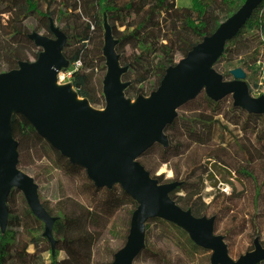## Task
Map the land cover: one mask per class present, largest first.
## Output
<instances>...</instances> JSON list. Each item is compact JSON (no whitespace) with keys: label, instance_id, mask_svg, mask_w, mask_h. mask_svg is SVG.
I'll return each instance as SVG.
<instances>
[{"label":"trees","instance_id":"1","mask_svg":"<svg viewBox=\"0 0 264 264\" xmlns=\"http://www.w3.org/2000/svg\"><path fill=\"white\" fill-rule=\"evenodd\" d=\"M189 1V7L179 8L175 6L174 0H0V36L6 42L16 36H29L33 33L53 37L49 29L51 23L66 36L67 29L75 28L85 18H89L93 25H99L106 21L115 40L114 53L118 61L123 47L130 46L128 44L133 46V53L128 55L133 71H124L120 76V80L126 83L123 89L124 96L129 98L132 96L134 87L137 86L141 92L146 82H149L150 90H156L166 69L174 66L173 55L179 54L181 58H184L205 37H209L215 32L220 21L212 17L210 12L212 7L220 8L225 20L232 16L245 0ZM45 2L53 4L54 9L49 7L48 11L45 10ZM61 23L64 25L62 26ZM20 25L22 26L21 30L19 29ZM263 30L264 0L253 10L236 35L225 42L220 57L213 65L214 71L222 77L223 81L232 80L229 71L235 64H240L250 71L254 68L259 56L264 54V38L261 37ZM29 44L32 49L35 48L32 40ZM8 54L13 57V65L5 67L4 72L17 69L16 63L24 61V57L19 55L15 48L13 51L9 50ZM35 62L31 61L30 64ZM262 70L264 75V60ZM131 76H136V79ZM75 87L80 96L90 98L79 88L77 83ZM230 96L227 95L214 101L205 92H199L195 98L186 101L177 108L178 111L186 108V112L192 115L179 117L177 114L174 120L164 128L167 146L155 143L136 159V162L158 184L176 183L174 189L169 193L170 199L178 207L190 211L197 218L204 217L203 213L195 206L200 191V187L197 186V181L201 177L198 173L199 168H207V165L216 163L231 170L224 163L225 156H222V151L225 149H223L225 143L222 138L228 130L226 124L222 123L224 114L222 104ZM228 111L232 113L237 111L245 115V121L248 122L252 119L258 120L262 125V133L259 132L257 140L264 141L263 115L250 113L235 106L233 100ZM238 128L243 129L241 122H239ZM9 129L13 139L30 135L36 142L33 145H43L46 155L52 159L53 165L64 177L73 179L78 175L83 176L86 186L82 192L89 197V202L92 200V206L88 209L90 214L93 213V209L94 212L95 210H105L107 214H112L118 208L128 204L133 206V211L136 209L135 200L126 194L119 184L112 187L95 186L87 177L84 168L70 163L67 157L62 156L46 139L37 134L31 123L21 113L13 112L10 115ZM216 130L217 134L215 135ZM233 143L237 153H241L243 160L247 161L248 153L242 143L240 144L236 139ZM200 148L207 149V154L199 153ZM150 156L156 157V168L163 164L170 165L173 159L180 162L181 159L189 157L188 172L184 175L173 172L172 178L165 180L163 175L156 176L155 172L148 168L145 159ZM239 163L241 164L243 161L239 160ZM19 165L20 160L17 162V166ZM232 169H234L233 166ZM241 174L252 179L253 201L256 205L260 192L257 180L243 168H241ZM194 177H197V181L193 180ZM19 192L17 191V193ZM15 193L16 189H11L5 201L8 211L7 231L19 230L15 223L21 221L20 217L14 215L12 209ZM41 205L51 216L45 205L43 203ZM27 217L35 226L43 228V230L28 228L27 244L31 250L20 247L15 241L8 239L5 233L0 232V264H97L85 253L86 246L93 245L97 241V236L91 233L85 224L79 225L65 215L57 216L52 226L54 235L52 234L53 243L51 244L43 234V223L31 211L27 213ZM152 221L167 226L170 231L174 230L183 240L185 250L189 251L191 255L194 256L200 251H208V249L195 244L186 231L171 221L152 217L146 220L145 229ZM145 235L146 233H144V238ZM122 246L115 250L111 256H114ZM112 262L113 258L111 257L109 261L102 264H112ZM204 264H208V262ZM256 264H264V260Z\"/></svg>","mask_w":264,"mask_h":264},{"label":"water","instance_id":"2","mask_svg":"<svg viewBox=\"0 0 264 264\" xmlns=\"http://www.w3.org/2000/svg\"><path fill=\"white\" fill-rule=\"evenodd\" d=\"M262 0H245L242 6L222 22L215 32L205 37L177 65L166 70L159 87L148 101L140 100L137 108L124 114L125 84L120 82L124 69L119 68L110 37L105 40L104 56L107 73L103 82L105 117H95L83 110L75 111L64 92L55 93L50 84L56 79L64 47L65 35L50 24L53 39L30 35L34 44L43 48L45 56L37 64L19 62L18 68L0 73V230L4 233L8 219L5 201L11 189L19 190L32 213L44 223V236L53 243L55 218L42 207L37 185L17 168L14 144L11 142L5 106L21 113L38 135L46 139L70 163L85 169L97 187L119 184L137 203L133 211L125 244L114 254L112 264H132L144 246V225L147 219L159 217L184 229L190 239L202 248L212 250L210 264H256L264 260V248L254 250L233 261L222 238L213 233V220L194 217L170 199L176 183L158 184L136 159L158 143L167 146L164 128L177 115V108L193 99L203 89L218 101L227 95L233 104L264 117V101H255L247 94L245 72L229 71L230 81L213 69L225 42L236 35ZM11 113V114H12Z\"/></svg>","mask_w":264,"mask_h":264},{"label":"rangeland","instance_id":"3","mask_svg":"<svg viewBox=\"0 0 264 264\" xmlns=\"http://www.w3.org/2000/svg\"><path fill=\"white\" fill-rule=\"evenodd\" d=\"M174 2L175 6L179 8L190 6L189 0H174ZM44 6H46L45 10L47 11L49 7L54 9V5L50 2H45ZM210 12L213 18L220 21V24L226 20H224V15L217 6L212 7ZM83 20H87L92 26L96 27L90 38L80 30V24ZM83 20L75 28L67 29L66 41L59 53L62 61L58 72H73V76L65 81H60L57 77L51 88L55 93L64 92L69 101H81L83 107L79 110L104 118L106 102L103 94V82L107 73V66L103 50L109 33L111 39L115 40L106 21L99 25H93L89 18ZM61 25L64 24L61 23ZM19 29H22L21 25ZM20 36L14 37L9 42H6L0 36V73H4L5 67L13 65V57L8 54L9 50L13 51V48L19 55L24 57V62L28 64L31 61H36L35 64H37L39 59L45 56L43 48L34 44L35 48L32 49L31 44H29L31 41L30 35ZM261 37L264 38L263 35ZM48 38L53 39V37ZM128 45L130 46H125L121 50L120 60L117 63L119 68L124 69V71H133L128 60L129 53H133V46L132 44ZM89 52L100 62L99 66L102 69V75L99 78L100 95L92 93L87 88V84L91 83L87 71L95 67V62L90 60L88 56ZM182 59L179 54L173 55L174 66ZM263 60L264 54H261L251 71L240 64H235L231 68H241L245 72L244 84L247 94L255 101H264ZM19 62L16 63L17 68ZM77 63H80V65L76 69ZM131 77L136 79V76ZM230 79H232L231 76ZM120 82L126 86V83L122 80ZM76 83L82 91L90 96L89 99L78 94L75 87ZM143 86L141 92L137 86L134 87L132 96L129 98L125 97L123 93L124 100L129 104H133L136 108L140 100L144 102L150 100V94L155 90H150L149 82H146ZM202 91L205 92L204 89ZM232 100L233 98L230 96L222 104L224 111L222 123L228 127L225 136L222 138L225 143L222 156H225L226 161L224 163L231 170L213 163L207 165V168L200 167L198 170L201 176L200 179L197 181V177H194L193 180L197 181V186L200 187L195 203L196 208L203 213L205 218L213 219V233L223 238L228 256L235 261L246 252L253 250L255 243L264 248V141L259 142L257 140L259 132L262 133V125L258 120L252 119L248 122L245 121V115L237 111L234 113L228 111ZM13 110L14 108L10 104L5 106L7 122ZM186 110V108L179 111L177 109L176 112L179 117L191 116L192 114L186 112ZM239 122L242 123L243 129L238 128ZM214 134H217V130ZM235 139L239 140L240 144L242 143L243 148L248 153L247 161L243 160L241 153H237L236 146L233 143ZM10 140L14 144L17 162L20 160V165L17 168L33 179V182L37 185L39 201L50 212V217L57 218V216L65 215L79 225L85 224L89 231L97 236V241L93 245L86 246L85 249V253L91 257L94 263L102 264L109 261L111 257L113 258L111 255L114 251L125 244L129 233L133 206L128 204L118 208L112 214H107L105 210H95L94 212L93 209V213L90 214L88 209L92 206V200L89 202V197L82 192L86 186L82 175L72 179L60 174L59 170L53 165L52 159L46 155L43 145H33L36 142L30 135H24L17 139L10 138ZM199 153L207 154V149L200 148ZM188 158L185 157L180 162L173 159L170 165L163 164L158 168H156L157 160L155 156H150L145 161L148 168L154 171L156 176L163 175V178L168 180L172 178L173 172H179L182 175L188 172ZM239 160H242L243 163L240 164ZM232 166L234 169H232ZM241 168L248 170L257 180V187L260 192L256 205L253 201L252 179L246 177L245 174H241ZM17 191L19 190L16 189L12 209L14 215L21 218L19 223H15L19 230L7 231L5 229L4 233L8 239L15 241L20 247L31 250L27 244L28 228L33 227L40 231L43 228L35 226L28 219L29 206L23 194L21 192L17 193ZM144 233H146L144 246L132 264H204L206 262L210 264L211 250L207 252L200 251L194 256L191 255L189 251L185 250L184 242L178 234L174 230L170 231L167 226L161 223L152 221L146 229L144 225ZM52 234L54 235V232Z\"/></svg>","mask_w":264,"mask_h":264},{"label":"bare ground","instance_id":"4","mask_svg":"<svg viewBox=\"0 0 264 264\" xmlns=\"http://www.w3.org/2000/svg\"><path fill=\"white\" fill-rule=\"evenodd\" d=\"M96 29V27L92 26L87 20H83L80 24V30L86 35L88 36L89 38L92 36L93 34V31ZM263 37H264V30H263ZM88 56L90 58V60L94 61L95 62V67L88 70L87 71V74L88 76L90 77L91 79V83L90 84H87V88L94 94L96 95H100V85H99V78L101 77L102 75V69L100 68V62H98L96 60V58L93 57V54L92 53H88ZM53 83V82H52ZM52 83L50 84V86L52 85ZM71 103V106L72 108L75 110V111H78L79 109H81L83 107V103L79 100H71L70 101ZM136 106H134L133 104H129L127 103L123 112L124 114H128L129 112L135 110ZM7 110V108H6ZM9 110V109H8ZM7 111H5V114H6ZM92 116H95L97 117V115L95 114H92Z\"/></svg>","mask_w":264,"mask_h":264},{"label":"built area","instance_id":"5","mask_svg":"<svg viewBox=\"0 0 264 264\" xmlns=\"http://www.w3.org/2000/svg\"><path fill=\"white\" fill-rule=\"evenodd\" d=\"M79 65H80V63H77L75 68L77 69V66H79ZM72 76H73V72H61V71H59L57 73L56 78L58 77V79L60 81H65V80H69Z\"/></svg>","mask_w":264,"mask_h":264},{"label":"flooded vegetation","instance_id":"6","mask_svg":"<svg viewBox=\"0 0 264 264\" xmlns=\"http://www.w3.org/2000/svg\"><path fill=\"white\" fill-rule=\"evenodd\" d=\"M50 26V25H49ZM49 29H50V27H49ZM51 31V30H50ZM60 31V30H59ZM52 33V32H51ZM37 34V33H36ZM53 34V33H52ZM31 35V34H30ZM39 35V34H38ZM41 36V35H40ZM45 37V36H44ZM53 38H54V35H53ZM32 40V39H31ZM32 42H33V40H32ZM34 43V42H33ZM20 62H22V61H20ZM24 62V61H23ZM30 209V208H29ZM31 211V210H30ZM32 212V211H31ZM39 219V218H38ZM208 219H210V218H208ZM40 220V219H39ZM213 220V219H212ZM41 221V220H40ZM42 222V221H41ZM43 223V222H42ZM43 225H44V223H43ZM184 230V229H183ZM185 231V230H184ZM187 233V232H186ZM188 235V234H187ZM189 236V235H188ZM190 238V237H189ZM222 240H223V238H222ZM126 242V241H125ZM224 242V241H223ZM225 244V243H224ZM260 245V244H259ZM226 246V245H225ZM261 246V245H260ZM262 248V247H261ZM208 250H210V249H208ZM254 250V249H253ZM253 250H251V251H253ZM212 251V250H211ZM251 251H248V252H251ZM140 253V252H139ZM138 253V254H139ZM247 253V252H246ZM211 255H212V253H211ZM211 255H210V258H211ZM134 260V259H133ZM236 261V260H235ZM133 262V261H132Z\"/></svg>","mask_w":264,"mask_h":264}]
</instances>
